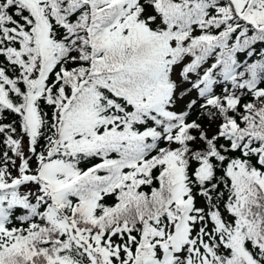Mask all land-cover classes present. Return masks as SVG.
<instances>
[{
	"label": "snow or ice",
	"instance_id": "6c2138e0",
	"mask_svg": "<svg viewBox=\"0 0 264 264\" xmlns=\"http://www.w3.org/2000/svg\"><path fill=\"white\" fill-rule=\"evenodd\" d=\"M0 264H264V0H0Z\"/></svg>",
	"mask_w": 264,
	"mask_h": 264
}]
</instances>
